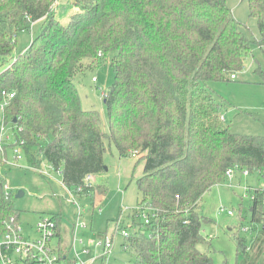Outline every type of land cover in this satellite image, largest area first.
Instances as JSON below:
<instances>
[{
	"label": "trees",
	"instance_id": "16d2710c",
	"mask_svg": "<svg viewBox=\"0 0 264 264\" xmlns=\"http://www.w3.org/2000/svg\"><path fill=\"white\" fill-rule=\"evenodd\" d=\"M71 1L75 12L64 24L54 15L56 0H0V61L11 59L0 72V104L3 91L13 93L0 121L12 125V150L20 148L32 168L46 161L77 201L92 206L107 192L94 181L105 171V142L121 158L135 155L143 161L136 179L140 210L115 230L118 219L112 235L128 231L121 244L133 264H212L211 244L202 233L210 221L200 214L199 202L228 180L229 169L264 181V138L231 133L221 119L223 104L208 85L241 71L253 45L264 49V0H246L249 17L257 21L256 40L242 31L225 0ZM35 22L41 23L39 33L14 54L17 34ZM109 56L114 80L104 94V131L98 111L81 107L74 77ZM5 148L2 141L0 168ZM88 175L90 186L84 184ZM5 184L0 175V231L11 216L19 219ZM263 185L243 189L251 197V222L261 225L259 237ZM142 213L152 215L148 224ZM50 216L62 252V218ZM256 239L236 236V255L249 258L248 243Z\"/></svg>",
	"mask_w": 264,
	"mask_h": 264
},
{
	"label": "rangeland",
	"instance_id": "374dc122",
	"mask_svg": "<svg viewBox=\"0 0 264 264\" xmlns=\"http://www.w3.org/2000/svg\"><path fill=\"white\" fill-rule=\"evenodd\" d=\"M225 3L233 17L241 24V29L247 37L251 40L258 39L257 21L249 17L247 1L225 0ZM54 9L57 15L66 17L62 22L67 23L74 7L71 0H56ZM40 27L41 23L35 22L29 29L17 34L14 54L24 51L30 45L32 39L39 33ZM10 61V58L4 63L0 61V72ZM89 62L85 61V65ZM234 74L235 80L227 76L226 81L209 83L208 87L223 104L222 115L231 133L264 138V49L253 45L244 59L242 70ZM113 80L111 56L105 63L95 67L85 66L74 77L81 107L84 110L98 111L104 131L108 130L104 94ZM11 129L12 125L8 121L0 133V140L6 147L5 164L0 168V175L4 178L7 191L12 193V201L19 213L18 220L24 232L32 233V227L40 217L60 214L63 245L69 246L72 237L82 241V245L75 246L69 254L71 256L79 254L82 246L88 251L86 255L78 256L82 264H133L134 259L122 247V237L119 234L114 236L111 253L104 258L94 244L102 234L111 236L115 222L118 219L126 222L127 216L137 207L140 194L137 191L136 179L143 174V161L137 162L138 158L135 155L121 158L115 146L105 142L106 150L103 155L105 171L94 181L96 184L106 185V195L100 200L95 199L96 203L93 206L85 199L77 201L76 197H73L76 201L73 203V199L62 185L60 174L49 169L46 161L39 166L45 175L39 174L28 165L24 152L19 148L22 159L15 163L11 147L14 142ZM263 184L264 181L261 179L235 175L203 194L199 202V212L210 221L203 225L202 233L208 237L211 244L212 264H264V237L258 235L261 225L251 222L248 213L251 197L243 190L244 186L256 188ZM18 192H22L20 197H17ZM241 210L246 213L243 220ZM228 212L231 214L228 215ZM80 213L82 217L79 216ZM77 219L85 226L74 229ZM135 219L136 222L141 221L140 217ZM245 228L251 229V232H242L241 229ZM236 236L249 240L257 237L255 245L248 243L249 258L236 255ZM198 249L209 252L205 245H199ZM258 249L260 252L256 255Z\"/></svg>",
	"mask_w": 264,
	"mask_h": 264
},
{
	"label": "built area",
	"instance_id": "2783aa9c",
	"mask_svg": "<svg viewBox=\"0 0 264 264\" xmlns=\"http://www.w3.org/2000/svg\"><path fill=\"white\" fill-rule=\"evenodd\" d=\"M229 78L235 80V74H231ZM93 81H95V79H93ZM1 95L3 97V104H0V112H3L4 106L13 98V93L3 91ZM221 119L224 120V117L222 116ZM3 126V121H1L0 133L3 131ZM6 139H8V137H6ZM1 144L2 140H0V146ZM13 154L15 163L22 159L19 148H14ZM32 170L45 175V172L41 169L32 168ZM234 173L233 169H229L225 172V176L230 180L234 176ZM243 175L247 176V173L243 172ZM92 181L93 178L88 175L84 179V184L90 186ZM243 189L249 188L244 186ZM5 190L7 191L6 187ZM261 190H264V185ZM66 192L73 199V203H76L73 198L75 196L67 189ZM135 210L138 211L140 208L137 206ZM230 214L231 212H228V215ZM141 216L145 224H148L152 217V215L149 216L146 213H142ZM119 224L120 220L115 230H120ZM84 226L85 224L77 219L74 229ZM32 228V233H25L19 220L14 216H11L8 220L3 222V229L0 231V264H68L69 261H74V264H82L78 256L88 253L84 246L81 247L79 254L76 253L75 256L69 254L75 246H81L82 241H77L75 237H72L71 244L61 252L57 243L56 221L50 215L40 217V220ZM118 234L125 238L129 236L127 230H121ZM113 241L114 235L99 239L98 242L94 244L96 248L100 249L101 257H106L111 253Z\"/></svg>",
	"mask_w": 264,
	"mask_h": 264
},
{
	"label": "crops",
	"instance_id": "0c3cea01",
	"mask_svg": "<svg viewBox=\"0 0 264 264\" xmlns=\"http://www.w3.org/2000/svg\"><path fill=\"white\" fill-rule=\"evenodd\" d=\"M55 6H56V2L54 3V5H53V12H54V15H55V17L61 22V23H63L62 21L64 20V18H66L65 16L64 17H62V16H60L59 14L57 15V13H56V11H55ZM75 12V8L73 9V13ZM70 14V13H69ZM73 15V14H72ZM71 15V16H72ZM69 20V19H68ZM68 22V21H67ZM66 22H64V24H65ZM225 120V119H224Z\"/></svg>",
	"mask_w": 264,
	"mask_h": 264
},
{
	"label": "water",
	"instance_id": "95a60500",
	"mask_svg": "<svg viewBox=\"0 0 264 264\" xmlns=\"http://www.w3.org/2000/svg\"><path fill=\"white\" fill-rule=\"evenodd\" d=\"M22 195V192H18L17 197H20Z\"/></svg>",
	"mask_w": 264,
	"mask_h": 264
}]
</instances>
